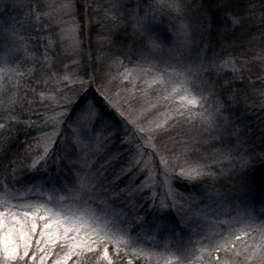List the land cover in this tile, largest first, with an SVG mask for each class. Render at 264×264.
<instances>
[{"label": "snow or ice", "instance_id": "snow-or-ice-1", "mask_svg": "<svg viewBox=\"0 0 264 264\" xmlns=\"http://www.w3.org/2000/svg\"><path fill=\"white\" fill-rule=\"evenodd\" d=\"M77 3L0 0V79L11 83L23 75L18 66L30 59L34 29L46 40L45 57L60 47L84 56L85 28L95 31L90 16L96 14V27H109L96 33L110 42L108 60L134 63L137 78L155 71L159 95L143 89L141 100L161 109L163 122L146 127L143 112L133 116L113 99L91 53L74 77L78 86L57 91L52 102L44 103L41 93L34 107L12 88L3 91L0 107L11 116L0 121V264H69L87 254L93 264L96 258L106 264H199L204 252L215 254L217 264H264V214L254 212L264 190V75L257 76L259 86L235 85L242 73L238 60L229 58L236 43L257 39L254 32L264 53V17L260 28L251 29L254 13L245 12L253 0H139L131 9L127 0L100 7L83 0L87 24L70 26ZM121 36L131 43H121ZM225 68L232 69L231 78L220 75ZM93 86L102 100L89 94ZM249 99L258 109L255 124L249 123ZM197 128L199 135L189 136ZM21 134L29 139L9 158ZM168 140L181 151L156 148ZM215 141L227 146L212 151ZM33 142H42L43 151H34ZM205 144L211 146L207 155L200 151ZM149 155L159 156L162 167L145 175ZM14 185L34 196L10 191ZM163 234L177 238L174 250L151 243Z\"/></svg>", "mask_w": 264, "mask_h": 264}, {"label": "rangeland", "instance_id": "rangeland-1", "mask_svg": "<svg viewBox=\"0 0 264 264\" xmlns=\"http://www.w3.org/2000/svg\"><path fill=\"white\" fill-rule=\"evenodd\" d=\"M55 3L59 4L63 2V0H54ZM89 3H95L97 7L101 5H105L108 3V0H89ZM127 3L131 8H135L139 3V0H127ZM27 10L26 8L24 9ZM78 15L69 19V25L73 26L75 24L85 25L87 24V20L84 19V9H83V0H78L77 3ZM254 13L250 18L253 20V23L249 25L251 29H257L261 27V19L264 17V0H253V5H249L247 9H245L246 14L248 12ZM12 16H17L18 13L13 11ZM6 18V17H3ZM91 19V27L95 28V31H92L90 28H85L86 36L85 43L83 44L84 56H74L70 52L66 51L63 47H60L58 50L53 48L49 50L47 57H45V44L46 40L39 39L41 33L38 29H34L31 36L30 41V59L26 63H22L18 66L19 73H23V75L15 76L10 83L8 80L0 79V104L3 101V91H6L8 88H12L13 92L24 96L26 100H34V107L38 106L41 100L40 94H43V102L49 103L52 102L55 98V93L57 91H67L69 88H75L78 86V81L74 78L77 74H82L84 65V60L87 57L88 53H91L92 57L96 58V74L99 76L101 72H103L106 76V83H108V89L111 93L113 99L119 98L124 105L126 110L131 111L133 116L139 115L143 112V116L141 117L142 122L145 126H149L152 121H160L163 122V112L161 109H152L150 106H145L142 103L141 97L143 95V89H148L150 93H154L155 95H159V92H156V89L161 87L160 84H157L155 81L156 73L153 70L148 73L146 76L137 78L136 74V65L134 63H128V61H123L122 64L115 63V60H108L107 52H108V42L106 37H97V32L107 33L109 31V27L100 26L96 27L99 16L96 14H92L90 16ZM161 33L163 36L168 37L169 32L163 26H161ZM253 35L257 37L256 40L251 43L244 42L243 46L240 43H237L234 49H231V57L238 60L237 69H240L242 73V80L233 81L235 85H247L251 83L257 84L259 86L260 81L257 79L258 75H264V60H261L260 57L264 56V53L261 52L260 41L258 39L260 33L254 32ZM121 43H131L130 40H125L123 36ZM124 39V42H123ZM91 41L89 44L88 41ZM99 45V48H98ZM112 51H116V48H113ZM103 56L106 62H101L99 57ZM123 60V58H121ZM91 63V62H90ZM79 65V67H78ZM241 65H244L241 68ZM89 72H92V68L89 67ZM221 76L231 78L233 75L231 68H225L220 73ZM216 78L215 76L213 77ZM222 82V81H221ZM198 83V82H197ZM254 90L252 88H248V92L252 93ZM117 93L119 96L117 97ZM96 94L98 99H103L99 96L98 93H95V86H93V91L89 93ZM193 95H196L194 90ZM207 95V94H205ZM199 98V97H197ZM209 103H211L212 97H208ZM243 106V102H242ZM195 108V106H193ZM42 110V109H41ZM247 111L249 115V123L255 124L257 121L255 120L256 112L258 109L256 108L255 102L249 99L247 101ZM46 115L51 116L52 113H46ZM11 116L10 113H6L3 107H0V121L7 123L8 117ZM199 135V129L191 130L189 132V136ZM29 139V137H25L23 134L17 136L11 145L12 151L9 153V158H11L13 153L19 152L23 149L25 140ZM183 139H188V136H184ZM228 137H225L227 140ZM34 143V151L42 152L43 151V143L41 142L39 145H35ZM155 143V142H153ZM216 148L212 149L215 151L218 148L226 147L227 145H221L220 141H215ZM167 144L168 148L174 149L177 153L181 151V145L174 143L171 140L162 142L160 144H156V148L161 149L163 145ZM211 146L209 144H205L201 146L200 151L207 155L206 149H209ZM153 149H149L151 152ZM7 161H5L6 163ZM144 174L147 175L150 171H155L157 165H160V157L159 156H146L144 158ZM162 167V165H160ZM0 183H3V180H0ZM190 189L191 186L189 185ZM10 191L16 190L17 194L24 197L25 199H31L34 194L25 193L22 185H14L13 188L9 189ZM182 190H184L182 188ZM0 194H2V190H0ZM59 195H64V193H60ZM257 204L255 206L254 212L257 215L264 214V190H262L260 198L257 197ZM222 221H227L228 216L224 215L221 217ZM41 225L43 221L39 222ZM219 230H223L222 228ZM37 231H40L38 227ZM184 242H187L188 233L184 234ZM153 244L164 245L167 244L169 248L175 249L177 247V238L169 237L167 234H163L162 236H158L156 240L151 241ZM59 251V247L57 248ZM110 255L114 254V246H110L109 248ZM202 259L199 261V264H217L215 260V254L209 257L207 252L201 254ZM225 254L223 252L220 253V256L223 257ZM92 254H87L83 257H73L72 260L69 261V264H74L76 259H80L81 264H93L91 259ZM113 259L115 257L113 255ZM48 264H52L51 260ZM95 264H106L105 261H100L99 258L95 259ZM135 264H153L152 261H145L143 259L135 262Z\"/></svg>", "mask_w": 264, "mask_h": 264}, {"label": "trees", "instance_id": "trees-1", "mask_svg": "<svg viewBox=\"0 0 264 264\" xmlns=\"http://www.w3.org/2000/svg\"><path fill=\"white\" fill-rule=\"evenodd\" d=\"M215 23H219V19L218 18L215 20ZM237 35H239V33H237ZM210 39L213 41V43H215V41L217 40V34H216L215 30L213 31L212 36L210 37ZM120 40L122 42V37H120ZM123 42H124V39H123ZM236 45H237V43L235 44V46ZM229 51H231V49H229ZM260 195H261V193L258 195L259 198H260Z\"/></svg>", "mask_w": 264, "mask_h": 264}]
</instances>
